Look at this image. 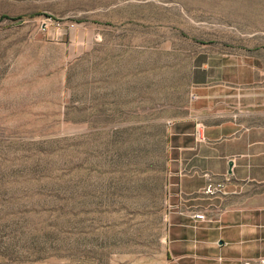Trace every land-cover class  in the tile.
Here are the masks:
<instances>
[{
    "label": "rangeland",
    "instance_id": "rangeland-1",
    "mask_svg": "<svg viewBox=\"0 0 264 264\" xmlns=\"http://www.w3.org/2000/svg\"><path fill=\"white\" fill-rule=\"evenodd\" d=\"M200 94L264 99V0H0V264H196L169 222Z\"/></svg>",
    "mask_w": 264,
    "mask_h": 264
},
{
    "label": "crops",
    "instance_id": "crops-1",
    "mask_svg": "<svg viewBox=\"0 0 264 264\" xmlns=\"http://www.w3.org/2000/svg\"><path fill=\"white\" fill-rule=\"evenodd\" d=\"M231 98L200 94L193 117L172 128L173 262L230 264L261 256L264 99ZM198 124L204 127L202 139L196 135Z\"/></svg>",
    "mask_w": 264,
    "mask_h": 264
},
{
    "label": "built area",
    "instance_id": "built-area-1",
    "mask_svg": "<svg viewBox=\"0 0 264 264\" xmlns=\"http://www.w3.org/2000/svg\"><path fill=\"white\" fill-rule=\"evenodd\" d=\"M199 135L201 136V133L200 132H199ZM208 192H211V189L210 190L208 189ZM195 217L197 219H204V216L203 215H195Z\"/></svg>",
    "mask_w": 264,
    "mask_h": 264
},
{
    "label": "water",
    "instance_id": "water-1",
    "mask_svg": "<svg viewBox=\"0 0 264 264\" xmlns=\"http://www.w3.org/2000/svg\"><path fill=\"white\" fill-rule=\"evenodd\" d=\"M229 167H230V170H232V168H233V162H231V163L229 164Z\"/></svg>",
    "mask_w": 264,
    "mask_h": 264
}]
</instances>
